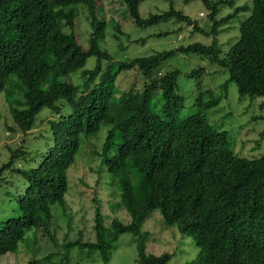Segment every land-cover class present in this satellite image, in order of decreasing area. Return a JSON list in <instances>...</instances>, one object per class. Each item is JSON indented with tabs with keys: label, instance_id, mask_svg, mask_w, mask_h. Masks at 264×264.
<instances>
[{
	"label": "trees",
	"instance_id": "16d2710c",
	"mask_svg": "<svg viewBox=\"0 0 264 264\" xmlns=\"http://www.w3.org/2000/svg\"><path fill=\"white\" fill-rule=\"evenodd\" d=\"M103 1L0 0V93L14 122L7 131L31 130L43 107L58 115L49 121L51 142L36 165L12 169L26 186L16 199L17 214L0 221V255L16 251L20 243L26 246L29 230L35 249L41 239L56 244L54 213L68 210V169L81 137L102 128L106 135L94 152L99 156L96 184L105 176L112 181L116 191L108 195H116L114 209L124 210L129 222L103 213L95 192L93 238L84 239L78 231L73 240L64 237L61 251L31 257L27 264H46L57 253L68 264L74 248L97 253L100 263L108 264L125 233L131 236L138 264H167L172 253L147 251L150 234L143 225L155 209L165 228H176L196 246L195 257L185 264H264V154L251 158L236 153L228 131L209 123L206 115L226 97L231 83L239 96L264 97V0L238 6L234 0H199L207 8L204 26L176 9L172 0H163L169 4L167 10L146 17L139 13L145 0H107L118 1L124 19L138 27L174 19L192 26L189 38L196 32L211 38L208 43H178L127 60H114L99 45L108 27ZM221 5L233 9L219 16ZM78 7L87 13L85 40L78 28ZM243 10L250 13L240 21L238 38L223 49L221 35L231 30V18ZM109 22L113 37L119 39L120 22ZM166 33L156 31L154 36ZM177 53L206 57L226 73L217 94L196 84L193 105L199 108L187 117L180 116L186 100L178 91L180 71H160L161 64ZM202 71L197 67L186 74L195 77ZM75 74L81 82L74 81ZM132 74L142 78V86L117 91L116 83L122 85ZM59 101L68 105V113H61ZM22 152L11 150L0 173Z\"/></svg>",
	"mask_w": 264,
	"mask_h": 264
},
{
	"label": "rangeland",
	"instance_id": "374dc122",
	"mask_svg": "<svg viewBox=\"0 0 264 264\" xmlns=\"http://www.w3.org/2000/svg\"><path fill=\"white\" fill-rule=\"evenodd\" d=\"M173 6L183 13L195 19L202 26L207 22V8L199 0H191L185 3L183 0H172ZM252 0H234V6L248 4ZM105 19L108 21L106 35L99 40V45L106 49L113 56L114 60H127L135 56L147 55L153 51L168 50L179 44H187L194 41L210 42L211 38L205 37L200 33H194L189 38V31L192 26L177 23L174 19L161 22L156 25L144 28L138 27L126 21L121 15L123 6L118 1L104 0ZM169 8V4L163 0H145L139 5V13L146 17L150 13H161ZM232 7L221 5L219 16H223L232 11ZM79 18L78 28L81 31V38L86 39L89 26L87 24V13L84 8L78 7L76 10ZM202 12L203 16L199 15ZM250 11L243 10L231 18L228 26L231 30L221 35L223 49L228 47L227 42H234L239 36L240 21L249 15ZM118 20L123 33L119 34V39L113 37L115 33L109 19ZM177 28H181L176 31ZM167 32L165 35L155 37V32ZM181 34L182 38L177 39ZM143 38L145 41L134 42L135 39ZM224 43V44H223ZM123 47V50L120 49ZM185 56L186 58H182ZM92 60V59H91ZM90 60V61H91ZM202 67L201 75L188 77L193 68ZM178 69L180 74L177 78L178 91L185 96V107L180 113L181 117H187L198 111V106L193 105L194 98L198 91L196 84L199 83L203 88L212 89L217 94V86L226 78V73L219 71L216 64H211L206 57L195 54L183 55L174 54L166 59L160 66L161 72ZM130 71L123 75L129 74ZM74 81L81 82L79 74L74 75ZM135 84L142 86V78L134 74L119 85L116 83V90L125 89ZM159 91L156 92V95ZM264 97H250L248 95L239 96L237 87L231 83L228 93L221 102L206 110L209 123L226 129L232 142V147L236 153L245 157L257 158L264 154ZM61 113L66 114L70 108L62 101ZM263 115V116H262ZM255 116H261L255 119ZM57 114L49 108L43 107L36 115L31 130L21 133L20 131H7L8 125L14 126V122L9 113V106L4 98V93H0V166L9 161L11 150L21 149L22 154L17 157L9 168L3 169L0 173V221L11 215L17 214L16 199L26 186L23 176L12 169L20 167L23 169L36 165L40 160V154L45 150L47 144L51 142V132L49 121L56 119ZM106 135L105 129H99L95 134L82 136L79 151L74 163L68 169L67 177L69 181L68 191L65 195L68 210L62 211L60 208L55 211L53 226L55 229L56 244L48 239H41L38 245L33 247L32 231L26 233L28 244H19L18 249L0 255V264H27L31 257L41 258L48 253L61 251L60 244L64 237L73 240L78 236V231H82L84 239H92V219L94 216L95 203L92 198L96 196L102 200L100 206L103 213L111 217H118L123 222H129V215L121 209H114V199L116 195H108V192L116 191V187L107 179L102 178L96 184L97 176L94 172L98 168L99 156L94 152L101 149L102 142ZM22 144V145H21ZM93 169V171L90 170ZM87 184H85L83 182ZM97 185H99L97 187ZM107 189V190H106ZM118 193V192H117ZM118 195V194H117ZM54 208H57L54 207ZM53 208V209H54ZM143 228L149 231L147 251L152 254H160L162 251L172 253V258L167 264H185L192 260L197 252L192 239L182 235L176 228H165L160 211L155 209L144 222ZM88 254L89 256H86ZM136 251L131 242V236L127 233L120 236L117 247L111 255L108 264H138L135 261ZM65 260L61 254L52 256L46 264H64ZM68 264H101L97 253L89 254L86 249L74 248L69 254Z\"/></svg>",
	"mask_w": 264,
	"mask_h": 264
},
{
	"label": "clouds",
	"instance_id": "9594fccd",
	"mask_svg": "<svg viewBox=\"0 0 264 264\" xmlns=\"http://www.w3.org/2000/svg\"><path fill=\"white\" fill-rule=\"evenodd\" d=\"M199 15H201V13H199Z\"/></svg>",
	"mask_w": 264,
	"mask_h": 264
}]
</instances>
